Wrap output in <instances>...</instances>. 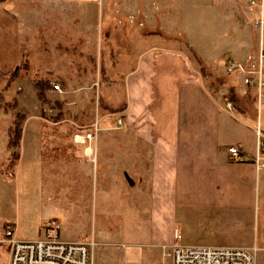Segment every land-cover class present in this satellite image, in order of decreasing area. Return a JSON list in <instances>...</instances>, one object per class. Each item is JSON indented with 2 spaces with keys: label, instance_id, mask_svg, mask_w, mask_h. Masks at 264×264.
Returning a JSON list of instances; mask_svg holds the SVG:
<instances>
[{
  "label": "crops",
  "instance_id": "obj_1",
  "mask_svg": "<svg viewBox=\"0 0 264 264\" xmlns=\"http://www.w3.org/2000/svg\"><path fill=\"white\" fill-rule=\"evenodd\" d=\"M139 1L145 3L140 10ZM153 1H0V82L18 68L24 55L29 67L41 77L37 82L50 81L69 88L70 82L93 81L89 67L103 64L110 43L98 37L97 46L91 38L94 13L90 11L112 3L116 25L109 36L102 35L117 44L116 62L112 64L119 67L117 75L124 90L122 128L133 136L130 146L136 147L140 156L139 169L131 171L130 176L145 177L146 182L132 180L125 172L123 175L131 189L149 194V222L162 226L161 230H151L149 237L158 248L172 244L176 236L186 247L255 248L256 264L260 258L264 263V169L257 170L248 162L259 151L258 145H264V103L257 106L254 90L245 89L241 73L227 75L225 71L228 61L256 65L260 42L253 21L260 9L250 3L252 0H204L209 3L206 8L214 23L209 35H215L220 43L217 48L202 49L207 52L197 50L186 36L193 34L186 30L189 19L184 12L179 15L181 36L188 46L216 74H225L214 93L203 83L184 45L174 47L155 41L161 37L155 36L159 32H155L147 7L148 2L152 7ZM29 4L32 12L27 9ZM200 16V29L195 32L205 34V18ZM59 17L61 22L56 23ZM30 21L32 47L27 36ZM59 31L63 44L55 39ZM22 36L25 43L21 44ZM31 49L33 63L29 60ZM59 65L61 69H53ZM229 102L231 109L226 107ZM258 128L261 138L256 133ZM70 141L66 145L73 151V145H78ZM229 147H238L244 161H229ZM19 156L16 167L23 159ZM130 240V245L142 246L138 237Z\"/></svg>",
  "mask_w": 264,
  "mask_h": 264
},
{
  "label": "rangeland",
  "instance_id": "obj_2",
  "mask_svg": "<svg viewBox=\"0 0 264 264\" xmlns=\"http://www.w3.org/2000/svg\"><path fill=\"white\" fill-rule=\"evenodd\" d=\"M111 4L104 3L90 11L94 13V19L90 22L94 30L91 38L97 46L98 37L110 43L104 51L106 57L102 59L103 64L89 67L93 81L70 82L69 88L50 82L51 87L52 84H58L60 92L48 91L47 102L44 103L37 100L32 88V84L41 78L33 68L21 72L20 79L6 90L3 89L6 83L0 82V96L4 102L1 105L17 103L16 107L6 110L0 106V237L6 229L12 228L18 241L39 240L44 237L45 228L55 221L60 227L59 240L96 244L93 250L94 264H172L171 259L163 257L161 248L149 237L151 230L162 229V226H152V222H149L146 202L149 194L136 187L131 189L123 175L125 172L132 180L146 182L145 177L130 176V172L138 170L136 167L140 164L137 148L130 146L129 142L133 136L125 129L118 128L117 119L120 115H109L98 107L102 101L114 108L125 104L123 84L117 75L119 67L112 64L116 62L117 44L102 35L105 33L109 36L108 32H112L116 25ZM137 4L139 10L141 5L145 7V3L140 1ZM206 4L209 3L204 0H154L151 7L148 2V14L152 13L155 32L163 35L155 41L174 47L184 45L186 54L192 59L187 48L188 41L180 32L183 24L178 18L184 12L189 19L186 30L193 32L186 36H190L197 50L217 48L219 39L209 35L214 23ZM238 4H245V1ZM29 5L27 9L32 12V4ZM200 14L205 18L206 35L195 32L200 29L197 26ZM31 21L27 36L32 47ZM58 21L61 22L60 17L56 23ZM62 38L63 34L59 31L55 39L63 44ZM263 38L264 31L262 34L259 32V42L262 43ZM22 43H25L24 36L21 37ZM29 60L33 63L32 49ZM191 62L197 68L193 59ZM56 68L62 67H53ZM215 76L220 82L225 78L223 72L215 73ZM240 76L244 78L242 74ZM216 90H219L218 81L211 92ZM58 108L62 109L63 117L54 123L51 117L57 114ZM20 114L25 115L18 151L23 159L14 171H8L12 154L8 147V130L11 122ZM91 121L97 122L102 129L93 145L92 159L88 157L84 146L73 145L74 150L71 151L66 145L71 142L76 131L74 125L84 128ZM11 172L13 178L8 175ZM130 237H138L141 241L139 245L142 246L130 245ZM122 245L126 246L123 248ZM260 261L258 264H264ZM0 264H8V252L4 245H0Z\"/></svg>",
  "mask_w": 264,
  "mask_h": 264
},
{
  "label": "built area",
  "instance_id": "obj_3",
  "mask_svg": "<svg viewBox=\"0 0 264 264\" xmlns=\"http://www.w3.org/2000/svg\"><path fill=\"white\" fill-rule=\"evenodd\" d=\"M252 5L259 7L260 15L253 21L260 34L264 31L263 0H252ZM241 73L245 89H253L257 106L264 103V48L260 42L256 65L247 66L228 61L226 73ZM53 92H60L58 84H52ZM227 109L232 108L229 102ZM118 128H122V117L117 119ZM102 131L97 122L87 129L76 130L72 136L74 144L84 146L88 157H93V145L97 142L98 134ZM258 138L262 137L261 130H256ZM259 151L255 157L248 160L257 170L264 169L263 144L258 145ZM229 161L240 163L244 161L238 147L227 150ZM180 237L176 236L172 244L162 246L163 257L171 259L172 264H256L257 249H234L213 247H186L179 244ZM0 245L8 252V264H94L92 251L94 243H70L59 240V224L51 222L44 230V237L36 241H18L14 238V229L8 228L0 237Z\"/></svg>",
  "mask_w": 264,
  "mask_h": 264
},
{
  "label": "trees",
  "instance_id": "obj_4",
  "mask_svg": "<svg viewBox=\"0 0 264 264\" xmlns=\"http://www.w3.org/2000/svg\"><path fill=\"white\" fill-rule=\"evenodd\" d=\"M155 36L163 37V35L159 34V33H155ZM187 48H188V51L190 52V54L192 55V59L196 63L198 73L200 74L201 79L203 80V83L205 85H207L206 87L209 89L213 88L214 83L216 81H218V85L221 86L223 81L220 82L219 80H217L218 78L215 76L214 72L212 71V69L210 68L208 63L203 58H201L194 49H192L189 46ZM188 58L190 61L192 60L189 56H188ZM22 60H23L21 63L22 65L18 66V68L13 73H11L8 77H6L4 79V82L6 83L4 88H3L4 90L8 89L11 84H13L14 82H16L20 79L19 77L22 74L21 72L28 70L29 63H28L27 57H25V55H24ZM225 71H226V69H225ZM236 73H238V72H236ZM233 74H230V75H233ZM227 75H229V74H227ZM32 88L35 90L36 98L39 102H42V103L47 102L46 101L47 100L46 93L48 91H51V88H52L50 85V81L35 82L32 84ZM231 100H232V97L230 96L229 101H231ZM3 103L4 102L2 101V98L0 96V106L2 107V109L6 110L10 107H16L17 106L16 102L6 103L4 105H1ZM57 105L60 106V104H58V103H57ZM98 107L102 111L108 113L109 115H113V116L114 115H120L121 116L125 110V105L114 108V107L108 106L103 101L99 102ZM62 117H63V111H62V109L58 108L57 114L53 115L51 117V120L54 123H58ZM24 119H25L24 114L18 115L11 122V127L8 130V147H9V149L12 150V154H11V157L9 159L8 166H7L8 171H14V169L17 165V162L19 161L20 156L18 153V148H19L21 139L23 137L22 125H23ZM88 127L82 128V127L77 126L75 129L76 130H84V129H87ZM8 175L10 178L14 177L13 172L9 173Z\"/></svg>",
  "mask_w": 264,
  "mask_h": 264
},
{
  "label": "bare ground",
  "instance_id": "obj_5",
  "mask_svg": "<svg viewBox=\"0 0 264 264\" xmlns=\"http://www.w3.org/2000/svg\"><path fill=\"white\" fill-rule=\"evenodd\" d=\"M87 153H89V150L87 151Z\"/></svg>",
  "mask_w": 264,
  "mask_h": 264
},
{
  "label": "water",
  "instance_id": "obj_6",
  "mask_svg": "<svg viewBox=\"0 0 264 264\" xmlns=\"http://www.w3.org/2000/svg\"><path fill=\"white\" fill-rule=\"evenodd\" d=\"M0 1H4V0H0Z\"/></svg>",
  "mask_w": 264,
  "mask_h": 264
}]
</instances>
